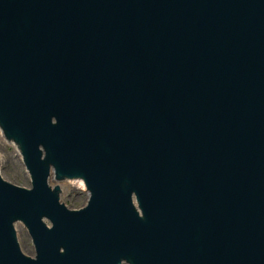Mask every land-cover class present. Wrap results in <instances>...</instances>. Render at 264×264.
Masks as SVG:
<instances>
[{"label": "water", "instance_id": "obj_1", "mask_svg": "<svg viewBox=\"0 0 264 264\" xmlns=\"http://www.w3.org/2000/svg\"><path fill=\"white\" fill-rule=\"evenodd\" d=\"M0 140V264H264V0H0Z\"/></svg>", "mask_w": 264, "mask_h": 264}, {"label": "rangeland", "instance_id": "obj_2", "mask_svg": "<svg viewBox=\"0 0 264 264\" xmlns=\"http://www.w3.org/2000/svg\"><path fill=\"white\" fill-rule=\"evenodd\" d=\"M0 172L3 180L30 189L13 145L2 140H0ZM60 189L61 193H57L61 197V202L70 210H78L85 192L70 183H61Z\"/></svg>", "mask_w": 264, "mask_h": 264}, {"label": "bare ground", "instance_id": "obj_3", "mask_svg": "<svg viewBox=\"0 0 264 264\" xmlns=\"http://www.w3.org/2000/svg\"><path fill=\"white\" fill-rule=\"evenodd\" d=\"M65 183H70V184H72V186L80 187V189H81L82 191L85 192L81 180H78L77 182H75V181H70V182H65ZM60 184H61V183H60ZM60 184H56V185H54V188H56V187H59V188H60ZM57 192H60V191L57 189ZM60 193H61V192H60ZM57 195H58V193H57ZM59 197H60V195H59ZM60 199H61V197H60Z\"/></svg>", "mask_w": 264, "mask_h": 264}]
</instances>
